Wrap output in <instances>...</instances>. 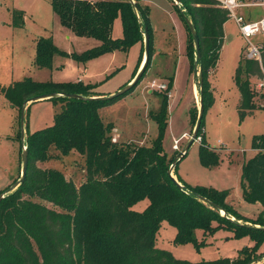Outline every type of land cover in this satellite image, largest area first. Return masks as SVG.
<instances>
[{
    "label": "trees",
    "instance_id": "trees-1",
    "mask_svg": "<svg viewBox=\"0 0 264 264\" xmlns=\"http://www.w3.org/2000/svg\"><path fill=\"white\" fill-rule=\"evenodd\" d=\"M134 1L135 5L130 0H51L53 11L64 28L77 37L95 39L101 45L82 55H68L56 47L52 38H40L35 57L38 68L51 69L55 55L86 63L106 53H127L134 45L143 43L147 29L151 47L149 63L143 78L131 90L119 97L101 100L93 99L99 95L92 94L89 88L92 86L42 83L31 78L2 89L4 97L20 111L25 102L38 96L77 94L86 99L48 100L61 104L54 124L28 134L25 181L0 202V264H252L264 257L258 255L264 231L238 223L245 221L264 227V212L256 220H249L228 204L229 190L187 185L175 169L182 188L168 175L175 160L164 147L174 73L164 81L167 90L157 94L161 105L151 114L158 129L152 144L113 142L114 126L103 121L100 110L135 91L151 69L154 55L150 11ZM181 3L182 10L176 8L189 34L187 55L191 73L201 71L198 81L204 117L198 133L201 138L199 158L204 168H212L219 164L220 155L206 144L204 131L206 113L215 103L209 75L218 64L225 40L224 26L230 15L216 0H181ZM120 16L123 38L114 39V24ZM185 17L199 35L201 58L198 61ZM13 25L24 26L23 12L13 11ZM144 53L143 46L142 57ZM263 68L264 53L262 63L240 59L235 83L240 92L241 121L256 110H264V94L260 97L262 103L256 105V94L250 82L251 77L258 80L263 77ZM198 116L196 110H190L195 124ZM252 148L257 155L243 166V199L264 207V134L253 137ZM73 152L85 159L86 179L79 187L68 180L63 171L38 166V163L62 160ZM146 199L150 203L144 211L132 209ZM215 206L223 209L227 216ZM164 222L177 229L174 240L177 245L206 246V239L214 236L222 225L228 226L236 238L249 237L254 245L243 248L235 259L197 263L179 260L171 252L156 247ZM197 231L204 234L201 242Z\"/></svg>",
    "mask_w": 264,
    "mask_h": 264
},
{
    "label": "rangeland",
    "instance_id": "rangeland-1",
    "mask_svg": "<svg viewBox=\"0 0 264 264\" xmlns=\"http://www.w3.org/2000/svg\"><path fill=\"white\" fill-rule=\"evenodd\" d=\"M171 2L175 5L173 0ZM14 10L24 14V26L22 28H16L13 25ZM263 11L260 8H252L245 10V13L246 15L251 13L259 16ZM180 17L183 21L181 15ZM163 21L164 23L168 22L165 19ZM157 31L155 34L153 33L154 55L157 48H161L169 54L174 55L175 53L179 60L180 44L178 38H176L178 43L175 46L170 43L163 32H159V28ZM225 36L218 64L209 75V81L214 89L215 103L208 110L204 119L206 144L219 153V164L212 168H204L201 165L199 158L201 140H197L189 149L187 156L179 163L176 173L184 183L190 186L229 190V201L234 204L239 213L247 215L249 220L254 221L264 212V208L261 204L253 205L244 201L242 171L245 163L257 155V151L252 148V142L255 135L264 134V110H256L241 121L238 111L240 92L235 83V74L240 59H245L246 42L232 19L225 25ZM40 38H52L56 47L68 55H82L101 45L95 39L77 37L72 31L64 28L53 11L51 0H0V193L9 191L21 179L23 148L27 146L28 134L52 126L55 122V115L61 111V104L48 100L30 105L26 112L25 140L23 142L20 122L21 111L13 108L4 97L2 89L15 82L31 78L42 83H81L83 86H92L89 87L92 89V94H97L96 91L102 94L113 92L106 96L110 97L120 91L118 89L127 83L134 72L137 71L136 74L138 73L137 67L144 46L143 41L142 44L134 45L127 53L122 51L106 53L86 63L77 62L63 55H55L51 69H40L35 65L36 43ZM113 38H123L121 16L115 21ZM253 41L259 42L257 38ZM166 66L170 68L167 74L172 76L175 68L174 56L169 58ZM179 69H181L180 62ZM184 71L183 66V73ZM160 74H162L161 70L148 71L139 88H136V92L145 91V89L153 90L157 96L159 90L152 89L151 83L157 81L152 78L159 77ZM193 76L195 77V74H192L188 88L194 84ZM198 79L199 73L197 81ZM157 82L163 84L162 81L158 80ZM185 82V74H183L182 89ZM250 82L256 94L255 103L259 106L262 103L260 97L264 94V90H260V81L257 78L251 77ZM174 88L176 90L175 81ZM187 94L186 92L181 94L179 90L177 94H174L173 99H169L171 131L166 132L164 147L167 154L170 157L174 156V158L189 142L196 126L195 122H190L188 109L196 110L197 114L200 111L199 88L198 100L194 101L189 108ZM94 98L105 97L99 95ZM150 99L146 93L145 95L140 94V97L135 98V100H130L129 97L100 110L103 117L115 119L117 127L121 129V134L124 135L121 140L113 137L116 141L114 143H135L140 146L152 144L155 138L153 139L150 134L157 136V124L153 122L152 127H150L148 123L151 122H146L144 115L149 109ZM158 101H156L157 104ZM141 116L142 118L139 119ZM102 119L105 123L110 124L109 121ZM144 125L146 128L141 129L140 126ZM186 130H188V134H185V139L175 141L174 137L181 135ZM175 143L179 147L176 153L173 150ZM38 166L42 169L53 168L63 171L65 177L78 187L86 179L85 159L77 152H73L62 160L38 163ZM149 203L150 201L146 199L136 204L132 209L142 212ZM45 204L52 207L50 204ZM234 220L232 218V221ZM238 223L242 226H254L251 222L239 221ZM220 228L214 236L206 239V246L197 248L193 244H175L177 229L164 222L157 235L156 247L171 252L179 260L197 263L222 258L235 259L243 248L254 245L249 237L236 238L228 226L222 225ZM197 237L200 242L204 240L203 232L197 231ZM258 255H264V242L258 250Z\"/></svg>",
    "mask_w": 264,
    "mask_h": 264
},
{
    "label": "crops",
    "instance_id": "crops-1",
    "mask_svg": "<svg viewBox=\"0 0 264 264\" xmlns=\"http://www.w3.org/2000/svg\"><path fill=\"white\" fill-rule=\"evenodd\" d=\"M137 1L144 8L149 9V11H150V22H151V26L153 28L154 34L157 31V29L159 28V32H163L168 37L170 43H172L176 46V44L178 43V42H176V38H178V40H179V44H180V46H179L180 59L179 60L177 59V55L175 53H174V55L169 54V53L163 51L161 48H159V49L157 48L156 53L152 59V67L154 70H157V71L161 70L162 74H160L159 77L156 76L157 78L154 77L152 79L157 80V81L159 80L160 82L162 81V83H165L164 81H166V79L169 77V75L167 73L170 70V68L167 67L166 65L168 63L169 58L174 56L175 57V68H174V71L172 72V74L174 73L176 90L174 88V90L170 93V100L173 99L175 93L177 94V91L180 90L181 94L186 92V93H188L187 94V98H188V104L187 105L189 108L191 106V104L194 103V101L198 100V88H199V86L195 82L194 76H193L194 84L188 88L189 83H190V78L192 77L190 60H189L188 55H187L188 33L186 30V26H185L184 21H182L179 12L175 8L176 4L173 5L171 0H137ZM164 19L168 22L164 23V21H163ZM156 20H158V23H156ZM224 32H225V26H224ZM179 62L181 64V69H179ZM143 64H144V55H143L139 65H138L139 70L143 66ZM183 66L185 69L184 73H183ZM153 69H151L149 71L152 72ZM134 73H133L132 77L127 81V83L122 85L118 90H121V88H124L126 85H128L133 80ZM183 74H185L186 82L183 85V89H182L181 88V80L183 78ZM139 86H138V88H139ZM137 89L131 95L127 96L124 99L126 100L127 98L130 97V100H135V98L137 99L138 97H140V94L145 95V93H146V95H148L149 98H151V99L149 100V104H148L149 109H148L147 113L144 115L146 117L145 118L146 122L147 121L151 122L148 124H150V127H152V124L154 121L151 119V114L156 113L159 110L161 100L158 96H155V91H153V90L145 89V91L136 92ZM188 89H190L189 92H188ZM96 92H97V95L104 96V97L108 96V94L113 93V92H110L107 94H102L98 91H96ZM183 97L185 98V95H183ZM155 99H156V101L159 100L158 104L156 103ZM45 101H47V100H45ZM40 102H43V101H39V103ZM30 105H32V104H30ZM30 105L28 106V108L30 107ZM188 110H189V117H190V108ZM100 113H101V117L104 118L105 121H109L110 124H112L114 126V129L112 131V134H113L112 136L117 138V140H121L124 135L121 134V129L117 127V123H115V119L109 118V117H103L102 112H100ZM141 118H142V116L139 119H141ZM110 120H112V121H110ZM142 121H143V119H142ZM190 122H191V118H190ZM143 127H145V125L140 126L141 129ZM170 131H171V123L169 124L167 133H169ZM167 133H166V137H167ZM173 134H174V132H173ZM185 134H188V130L183 131L181 133V135L174 137L175 141H177V140L183 141L185 139L184 138ZM150 135L153 137V139L156 138V136H153L152 133ZM137 140H140V139H137ZM173 150H174V153L177 152L174 148H173ZM229 197H230V195H229ZM229 197L227 199L228 204L231 205L234 209H236L234 207V204H232V202L229 201L230 200ZM241 215H243V214H241ZM243 216L248 218L247 215H243Z\"/></svg>",
    "mask_w": 264,
    "mask_h": 264
},
{
    "label": "water",
    "instance_id": "water-1",
    "mask_svg": "<svg viewBox=\"0 0 264 264\" xmlns=\"http://www.w3.org/2000/svg\"><path fill=\"white\" fill-rule=\"evenodd\" d=\"M131 3L133 5H135V1L134 0H130ZM173 2L176 4V6L182 10L183 6L181 3V0H173ZM184 12V11H183ZM185 21L187 23V25L190 28L192 37H193V41H194V45H195V50H196V56H197V61L200 60L201 58V48H200V39H199V35L196 31V27L193 25V23L190 21L189 18L185 17ZM144 49H145V53H144V64L143 66L140 68V70L138 71V73L136 74V76L133 78V80L126 85L124 88H122L119 92H117L116 94L110 96V97H105V98H93V99H113L116 97H119L123 94H125L126 92H128L129 90H131L133 87H135L143 78L146 70H147V66L149 63V59H150V35L148 33V30L145 29V33H144ZM201 74V71L197 72L195 74L194 80L196 83H198V86L200 85V82L197 81V76ZM60 97H64V98H69V99H80V100H84L86 98L77 95V94H50V95H44V96H38L35 97L27 102L24 103L22 109H21V128H22V138H23V142L25 140V133H24V126H25V118H26V112L28 109V106L30 104H33L35 102H39V101H45V100H51L53 98H60ZM203 117H204V110H203V100L200 97V111H199V116H198V120L194 129V132L191 136V139L189 140V142L186 144V146L183 148V150L176 156L173 164L171 165L169 171H168V175L170 176V178L180 187H184L177 179V177L175 176V169L176 167L179 165V163L183 160V158L187 155L189 149L192 147V145L198 140V133L201 129L202 126V121H203ZM27 171H28V149L27 146H24L23 148V170H22V176L21 179L7 192H4L3 194L0 195V202L11 192L15 191L24 181L27 175ZM204 201L208 204H212L211 202H209L208 200L204 199ZM218 210L221 211L223 216H227V213L221 209L218 206H215ZM249 229H254V230H262L264 231V227H260V226H245ZM261 264L264 263V257H262L261 259L253 262L252 264Z\"/></svg>",
    "mask_w": 264,
    "mask_h": 264
},
{
    "label": "built area",
    "instance_id": "built-area-1",
    "mask_svg": "<svg viewBox=\"0 0 264 264\" xmlns=\"http://www.w3.org/2000/svg\"><path fill=\"white\" fill-rule=\"evenodd\" d=\"M220 6L227 10L230 19L236 23L241 37L246 42V49L244 56L246 60L259 61L262 63L264 53V11L259 16L249 13L246 15L245 10L252 8H260L264 10V0H216ZM257 38L259 42L255 43L253 40ZM260 90H264V68L263 77L259 80ZM151 88L159 91H166L167 84L153 81ZM201 140V138H198ZM113 142H116L113 139ZM179 147L175 143V150Z\"/></svg>",
    "mask_w": 264,
    "mask_h": 264
}]
</instances>
